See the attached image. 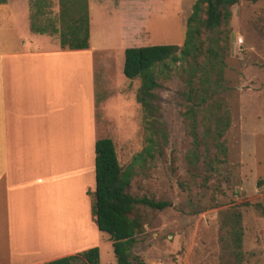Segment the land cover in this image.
I'll use <instances>...</instances> for the list:
<instances>
[{
	"label": "rangeland",
	"instance_id": "rangeland-1",
	"mask_svg": "<svg viewBox=\"0 0 264 264\" xmlns=\"http://www.w3.org/2000/svg\"><path fill=\"white\" fill-rule=\"evenodd\" d=\"M19 1L30 4L36 28L52 36L55 28L65 31V26L71 25L79 12L75 8L63 19L60 0ZM196 1L113 0L102 2L105 8L95 14L100 21L109 17L108 12L116 14L118 27L111 24L102 27L107 42L113 33L119 40L127 21L137 28L136 45L182 47L187 19ZM232 13L222 35L228 38L223 53L224 81L219 88L221 106L217 109L219 115L228 109L231 127L222 139L217 132L205 139L199 150L200 162L193 166L187 159L191 146L182 119L187 89L178 64L169 62L168 68L157 76L160 88L154 91L156 98L151 99V114L146 115L138 101L139 79L138 107L135 112L130 111V120L122 116L119 122L115 117L105 116L103 121V136L115 141L123 169L143 150L148 123L165 135L164 154L137 168L130 189L136 197L169 204L164 210L137 208L144 231L138 236L133 256L147 264H264V178L262 167L259 173L253 168L252 172L248 170L251 164L247 153L248 146L254 144L258 158H264V134L255 120L262 106L250 101L246 93L252 88L250 82L257 83L259 73L254 69L264 70V0H240ZM95 27L101 30L97 22ZM237 37L243 39L241 46L236 43ZM249 67H253L250 77ZM98 118H104L101 109ZM253 129L257 130L256 137L252 135ZM240 146H246V154H241ZM28 219L18 229L26 232L37 227L29 222L34 218ZM26 240L25 237L24 243L22 240L16 247L18 259L28 255L29 246H35ZM111 245L109 237L101 239V264H117Z\"/></svg>",
	"mask_w": 264,
	"mask_h": 264
},
{
	"label": "crops",
	"instance_id": "crops-1",
	"mask_svg": "<svg viewBox=\"0 0 264 264\" xmlns=\"http://www.w3.org/2000/svg\"><path fill=\"white\" fill-rule=\"evenodd\" d=\"M87 1L89 48L70 50L62 48L60 35L32 31L29 3L0 0V264H45L100 249L101 239H110L93 213L96 143L112 139L103 136L105 116L121 122L136 111L139 78L125 76V51L146 46L136 45L137 28L127 21L119 40L113 33L105 41L102 27H118V19L108 12L100 21L95 13L113 0ZM254 70L257 83L246 93L262 106L255 120L264 134V70ZM247 153L248 170L262 167L264 178V158L254 144ZM29 217L37 227L18 229ZM24 237L35 246L18 259Z\"/></svg>",
	"mask_w": 264,
	"mask_h": 264
},
{
	"label": "trees",
	"instance_id": "trees-1",
	"mask_svg": "<svg viewBox=\"0 0 264 264\" xmlns=\"http://www.w3.org/2000/svg\"><path fill=\"white\" fill-rule=\"evenodd\" d=\"M6 0H2L5 2ZM240 0H197L192 14L187 19L186 37L182 47L174 45L128 48L125 51L124 74L130 79H141L138 101L146 115L152 113L151 99L154 91L160 88L157 76L168 63L181 66L180 76L186 86V105L182 113L185 134L190 143L187 155L190 165L202 159L200 147L205 139L217 132L222 139L231 127L228 109L217 113L219 93L226 67L224 47L227 36L222 37L232 20V8ZM61 16L79 8L78 16L65 31L54 29L60 35L62 48L84 50L89 48V10L87 0H60ZM36 33H48L37 29ZM160 68V70L158 69ZM219 104V105H218ZM146 126V139L143 150L131 164L123 169L120 166L115 144L112 139H101L96 143V190L93 213L101 232L110 236L117 264H147L140 257L133 256L138 236L144 231V224L136 211L139 206L164 210L169 204L147 197L139 198L130 189L138 167L164 154L165 135ZM222 144V143H219ZM227 155L228 150L224 148ZM45 264H100V249L94 247L82 253L57 259Z\"/></svg>",
	"mask_w": 264,
	"mask_h": 264
},
{
	"label": "bare ground",
	"instance_id": "bare-ground-1",
	"mask_svg": "<svg viewBox=\"0 0 264 264\" xmlns=\"http://www.w3.org/2000/svg\"><path fill=\"white\" fill-rule=\"evenodd\" d=\"M25 232V231H24ZM30 234V233H29ZM29 236H32V235H29ZM37 236V235H36ZM25 238V237H24ZM29 240V239H28ZM28 240H26L27 242H31L30 240L28 241ZM14 244V243H13ZM14 246V245H13ZM18 250V249H17ZM17 250H16V252H17ZM21 250V249H20ZM28 250V249H27ZM19 252H21V251H19ZM22 253V252H21ZM15 254V253H14ZM20 256V254L19 253H16V255L15 256Z\"/></svg>",
	"mask_w": 264,
	"mask_h": 264
},
{
	"label": "clouds",
	"instance_id": "clouds-1",
	"mask_svg": "<svg viewBox=\"0 0 264 264\" xmlns=\"http://www.w3.org/2000/svg\"><path fill=\"white\" fill-rule=\"evenodd\" d=\"M242 42V37H237L236 43H241Z\"/></svg>",
	"mask_w": 264,
	"mask_h": 264
},
{
	"label": "built area",
	"instance_id": "built-area-1",
	"mask_svg": "<svg viewBox=\"0 0 264 264\" xmlns=\"http://www.w3.org/2000/svg\"><path fill=\"white\" fill-rule=\"evenodd\" d=\"M243 44V39H242V42L241 43H238V46H241Z\"/></svg>",
	"mask_w": 264,
	"mask_h": 264
}]
</instances>
